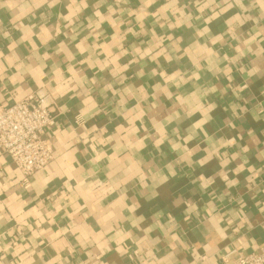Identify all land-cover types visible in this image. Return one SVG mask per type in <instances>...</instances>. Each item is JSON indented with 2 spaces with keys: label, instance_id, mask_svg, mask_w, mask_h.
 <instances>
[{
  "label": "crops",
  "instance_id": "0c3cea01",
  "mask_svg": "<svg viewBox=\"0 0 264 264\" xmlns=\"http://www.w3.org/2000/svg\"><path fill=\"white\" fill-rule=\"evenodd\" d=\"M46 93L51 163L0 148V264L264 250V0H0V106Z\"/></svg>",
  "mask_w": 264,
  "mask_h": 264
},
{
  "label": "built area",
  "instance_id": "2783aa9c",
  "mask_svg": "<svg viewBox=\"0 0 264 264\" xmlns=\"http://www.w3.org/2000/svg\"><path fill=\"white\" fill-rule=\"evenodd\" d=\"M58 106L49 93L36 94L12 105L0 106V148L10 156L30 186V177L53 160V149L46 139L55 124ZM240 264H264V250L239 254Z\"/></svg>",
  "mask_w": 264,
  "mask_h": 264
}]
</instances>
